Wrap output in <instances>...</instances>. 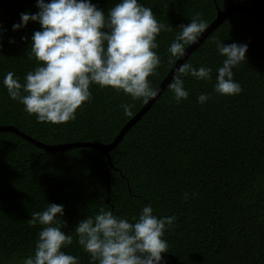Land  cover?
I'll return each mask as SVG.
<instances>
[{
    "label": "trees",
    "instance_id": "1",
    "mask_svg": "<svg viewBox=\"0 0 264 264\" xmlns=\"http://www.w3.org/2000/svg\"><path fill=\"white\" fill-rule=\"evenodd\" d=\"M238 5L0 0V126L111 143ZM0 264H264V21L226 16L109 154L0 132Z\"/></svg>",
    "mask_w": 264,
    "mask_h": 264
},
{
    "label": "water",
    "instance_id": "2",
    "mask_svg": "<svg viewBox=\"0 0 264 264\" xmlns=\"http://www.w3.org/2000/svg\"><path fill=\"white\" fill-rule=\"evenodd\" d=\"M233 12H244L252 17H254L257 20L264 21V12L255 11L253 8L245 5H238L233 6L230 8H227L225 10H220L218 12V15L216 19L208 26L206 27L194 40L193 42L183 51V53L180 55L178 60L174 63L173 67L165 77V79L162 81V83L159 85L155 93L152 95V97L147 101V103L142 107V109L133 117L131 118L125 126L121 129L117 137L112 141L111 143H100V142H74V143H63V144H46L43 142H40L29 135L19 131V129L9 126V125H3L0 126V132L2 131H13L16 133H19L27 140L31 141L32 143L36 144L37 146L45 149L46 151H64L66 149H70L76 146H88V147H94L98 150H100L104 154H109L111 150H113L118 142L122 139V137L125 135V133L128 131L129 128H131L141 117L145 112L151 107V105L154 103V101L157 99V97L163 92V90L166 88L168 83L171 81L175 73L178 71L180 66L184 63V61L190 56V54L195 50V48L200 44L202 40H204L215 28L218 27V25L224 20L226 16Z\"/></svg>",
    "mask_w": 264,
    "mask_h": 264
}]
</instances>
